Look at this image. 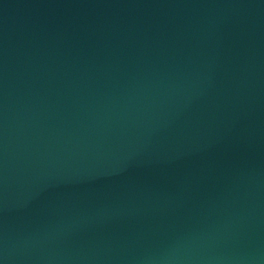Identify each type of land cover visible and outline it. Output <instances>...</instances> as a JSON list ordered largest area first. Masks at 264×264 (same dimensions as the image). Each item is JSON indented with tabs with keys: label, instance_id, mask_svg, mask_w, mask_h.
<instances>
[{
	"label": "water",
	"instance_id": "1",
	"mask_svg": "<svg viewBox=\"0 0 264 264\" xmlns=\"http://www.w3.org/2000/svg\"><path fill=\"white\" fill-rule=\"evenodd\" d=\"M0 264H264V0H0Z\"/></svg>",
	"mask_w": 264,
	"mask_h": 264
}]
</instances>
